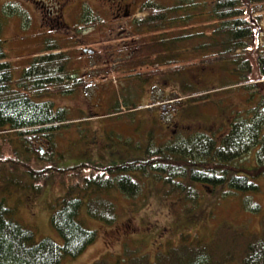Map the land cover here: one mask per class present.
I'll return each mask as SVG.
<instances>
[{
	"label": "rangeland",
	"instance_id": "rangeland-1",
	"mask_svg": "<svg viewBox=\"0 0 264 264\" xmlns=\"http://www.w3.org/2000/svg\"><path fill=\"white\" fill-rule=\"evenodd\" d=\"M146 1L168 6L182 2L0 0L8 61L17 67L15 79L29 66L33 56L43 55L47 42L54 40L61 47L57 52L68 51L72 56L73 77L85 79L84 86L72 94L44 98L56 108L66 109L70 123L56 132L54 145L45 138L44 145L36 147L52 161H39L37 150L29 155L28 164L33 169L51 165L66 169L80 162L96 166L114 164L143 156L149 142L154 148L173 138L176 132L211 134L219 129L224 132L236 115L234 110L253 108L255 101L249 100L251 95L255 100L264 95L258 58L259 54L264 55V30L260 33L264 28V10L253 12V16L261 18V30L248 48L249 73L229 61L214 65L198 63L180 69L176 65L180 67L184 60L198 62L216 49L194 51L193 47L202 42L199 39L167 45L154 42L176 37L184 30L206 31L208 38L203 41H210L212 27L205 26L204 19H198L200 22L196 19L183 27L176 22V26L144 31L135 22L150 14L144 11ZM244 4L248 8L246 1ZM85 16L96 22L84 21ZM179 16L178 13L176 17ZM176 52L179 57L174 56ZM159 65L169 69L166 74L154 77L147 73ZM242 77H250L258 87L243 88L239 85ZM21 143L23 140L15 132L0 127V200L6 196L18 219L32 227L38 239L51 237L61 241L50 225L51 203L65 193L74 179L69 174L55 173L40 183L43 189L39 194L25 187L35 181L24 173L19 162L16 165L10 162L16 156L27 160V151ZM50 145L54 147L51 156ZM15 152L18 155L14 156ZM142 183L134 199L110 193L118 212L114 224L86 217L87 225L99 233L98 239L81 256L64 264H92L105 256L117 257L127 245L142 254L148 253L153 260L169 244H179L182 233L209 239L223 224L256 233L263 228L264 180L257 194L202 186L201 197L194 203H186L177 194L167 196L165 189L152 180L142 179ZM245 201L253 203L259 211H252L253 206Z\"/></svg>",
	"mask_w": 264,
	"mask_h": 264
},
{
	"label": "trees",
	"instance_id": "trees-1",
	"mask_svg": "<svg viewBox=\"0 0 264 264\" xmlns=\"http://www.w3.org/2000/svg\"><path fill=\"white\" fill-rule=\"evenodd\" d=\"M144 4V11L150 14L135 22L144 31L176 26V22L183 27L196 19H204V25L212 27L210 41H203L208 38L206 31L184 30L176 37L154 42L167 45L199 39L202 42L193 47L194 51L216 49L198 62L184 60L180 67L175 64L178 68L229 61L236 64V68L244 67L246 73L251 71L246 61L248 48L258 39L261 30V18L253 16V12L264 10V0H182L171 6L146 1ZM249 10L251 13L247 12ZM178 13L180 16L176 17ZM84 21H90L89 16H85ZM6 43L0 16V127H7L23 140L21 145L27 151V160L17 157L15 152L16 157L10 162L14 165L19 162L24 173L35 182L29 186L21 182L22 187H31L39 194L43 189L40 183L55 173L69 174L74 183L51 203L50 225L61 241L51 237L38 239L36 231L18 219L16 209L8 205L6 196L0 200V264H64L68 259L78 258L99 236L87 225L86 217L106 225L114 224L118 212L110 193L134 199L142 189V179L152 180L165 189L167 196L177 194L186 203H194L201 197L202 186L226 187L237 194L261 192L264 180L263 94L258 100L251 95L249 100L255 101V107L234 110L236 115L224 132L221 129L211 134L191 133L190 130L176 132L173 138L154 148L149 142L143 156L114 164L96 166L80 162L66 169L53 165L33 169L28 164L29 155L35 153L36 147L44 145L45 138L54 145L56 132L70 123L66 109L56 108L44 98L53 94H72L84 86L85 79L73 77L72 56L68 51L57 52L61 47L55 40L48 41L45 53L34 55L29 66L15 79L17 67L8 61ZM178 52L174 56L179 57ZM258 58L264 82V55L259 54ZM163 65L147 73L166 74L169 69ZM249 78L242 77L239 85L245 89L257 88L258 83ZM50 148L51 156L54 147L50 145ZM35 155L42 162L53 160L43 156L42 151L37 150ZM245 204L253 203L245 201ZM252 206V211H259L258 207ZM231 263L264 264V221L259 233L229 224L219 225L209 239L192 238L190 234L182 233L179 244H169L153 260L148 253L142 254L139 249L127 245L121 255L105 256L92 264Z\"/></svg>",
	"mask_w": 264,
	"mask_h": 264
},
{
	"label": "flooded vegetation",
	"instance_id": "flooded-vegetation-1",
	"mask_svg": "<svg viewBox=\"0 0 264 264\" xmlns=\"http://www.w3.org/2000/svg\"><path fill=\"white\" fill-rule=\"evenodd\" d=\"M139 75V74H138ZM140 75H142V74H140ZM157 76H163V75H157V74H154V77H157Z\"/></svg>",
	"mask_w": 264,
	"mask_h": 264
}]
</instances>
